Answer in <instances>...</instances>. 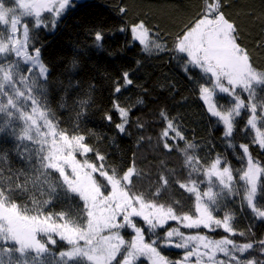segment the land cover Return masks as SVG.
Listing matches in <instances>:
<instances>
[{
    "label": "snow or ice",
    "instance_id": "1",
    "mask_svg": "<svg viewBox=\"0 0 264 264\" xmlns=\"http://www.w3.org/2000/svg\"><path fill=\"white\" fill-rule=\"evenodd\" d=\"M70 3L0 0V114L5 117L0 121V134L5 143H12L11 149H0V264H138L142 257L149 264H264V260L246 255L258 246L259 255L264 256V240L258 245L239 243L230 237H243L245 233L234 229L233 215H214L221 197L242 191L244 204L264 219V207L257 206V199H264V165L253 158L248 143H232L243 112L247 119L240 131H251V143L264 149V98H257V91H264V69L255 66L249 48L242 44L239 21L225 11L231 4L228 0H203L201 12L176 37L175 50L185 54V72L189 65L200 70L204 83L194 81L199 97L210 116L222 125L228 147L241 150L239 159L245 166L233 169L220 155L205 164L191 152L195 147L192 143L186 142L183 149L178 144L170 145L169 140L185 137L175 117L169 118L161 109L159 116L166 125L159 140L168 151L175 147L183 154L186 182L175 177V170H169L168 176L161 175L154 192H143L135 190L133 178L140 173L134 161L122 174L118 167L106 166V156L89 145L85 135L78 134V125L71 132L60 128L47 103L49 69L35 46L26 18H32V27H47L43 14H52L54 28ZM126 11L124 7L119 9L122 14ZM129 30L132 39L143 46L142 51L151 54L163 50L144 20L133 23L130 29H120ZM102 39V32L96 31L97 48L102 47ZM76 64L73 60L72 66ZM122 78L123 85L115 82L116 93L133 83L128 72L122 73ZM241 93H247L246 99ZM218 94H226L227 106L218 104ZM86 103L80 101V106ZM113 109L121 120L115 127L125 133L130 108L114 102ZM83 115L76 112V120ZM104 118L109 122L113 119L109 113ZM93 152L99 163L87 158ZM12 154L22 162L21 167L13 166ZM170 178L194 196L189 212L178 214L177 209L182 207L178 200L159 202ZM238 182L240 188L234 186ZM204 183L208 187L201 192ZM217 187L219 190L214 191ZM57 201L65 202L64 210L48 211ZM170 221L177 226L165 231ZM181 228L209 232L223 229L227 235L211 239L199 231L186 234ZM126 229L134 233L130 239L122 234ZM146 233L154 238L146 240ZM57 238L68 246L58 255L51 250ZM168 247L184 250L183 256L170 260L161 251Z\"/></svg>",
    "mask_w": 264,
    "mask_h": 264
},
{
    "label": "trees",
    "instance_id": "2",
    "mask_svg": "<svg viewBox=\"0 0 264 264\" xmlns=\"http://www.w3.org/2000/svg\"><path fill=\"white\" fill-rule=\"evenodd\" d=\"M228 2L231 7L225 11L239 21L242 44L249 48L255 66L264 69V47L258 46L264 44V0ZM73 3L75 5H70L54 28L48 23L54 18L52 14H43L47 27H32L34 21L26 18L35 37V46L40 48L41 59L49 69L47 103L60 121V128L71 132L73 126L78 125V134L85 135L86 142L106 156V166L118 167L121 174L134 161L140 173L133 178L136 191L154 192L161 183V175L168 176L169 170H175V177L186 182L183 154L175 147L168 151L159 140V134L166 125L159 116L161 109L168 113L169 118L175 117V123L185 137L180 141L169 140L170 145L178 144L183 149L186 142L192 143L195 147L191 152L205 164L220 155L233 169L245 166L239 159L241 150L228 147L222 135V125L210 116L199 97L194 81L204 83L200 79V70L189 65V71L185 72V54L175 50L176 37L201 12L203 0H74ZM121 7L127 9L126 13L119 12ZM139 20L145 21L152 38L164 46L163 50L148 54L142 51L143 46L139 42L132 39L130 30L120 31L121 27L130 29ZM96 31L103 35L101 48L95 46ZM73 60L77 61L76 67L72 66ZM124 72L129 73L133 83L116 93L115 82L119 80L123 85ZM241 95L246 99L247 93ZM257 98H264V91L258 90ZM216 99L218 104L228 105L226 94H218ZM138 100H143V103H137ZM80 101L87 103L81 107ZM114 102L130 108L125 133H120L115 127L121 120L113 109ZM81 111L84 115L77 121L76 112ZM105 113L112 115L111 122L104 118ZM3 119L5 117L0 114V121ZM246 119L247 114L242 112L232 143H248L253 158L264 165V149L251 143L253 133L240 131ZM140 124L143 127H139ZM11 147V141L5 143L3 134H0V149ZM87 158L99 163L94 152ZM11 159L14 167L22 166L15 154ZM193 179L204 178L193 176ZM234 186L240 188V183ZM207 187V183L201 184V192ZM218 190V187L214 188V191ZM242 195L241 191L221 197L214 215L222 218L226 212L231 213L234 229L237 233H245L243 237L235 235L231 238L239 243L258 245L264 240V219L252 213L242 201ZM194 199L170 178L169 188L162 192L159 202L180 201L179 214L192 210ZM257 206L264 207V199L258 198ZM64 208L65 202L57 201L47 210L59 212ZM200 230L208 233L206 229ZM209 234L218 238L227 235L223 229ZM67 247L66 242L59 240L51 250L58 255L62 248ZM161 251L170 260L180 259L184 252L177 248H162ZM246 255L247 258L264 260V256L259 255L258 246ZM138 264L149 262L141 260Z\"/></svg>",
    "mask_w": 264,
    "mask_h": 264
},
{
    "label": "rangeland",
    "instance_id": "3",
    "mask_svg": "<svg viewBox=\"0 0 264 264\" xmlns=\"http://www.w3.org/2000/svg\"><path fill=\"white\" fill-rule=\"evenodd\" d=\"M73 1L74 0H71V3H70V5L71 6H74L75 4L73 3ZM71 6H69V7H71ZM68 7V8H69ZM67 8V9H68ZM66 9V10H67ZM30 19H32V18H30ZM53 19L54 18H52V20H49V24H52V21H53ZM33 21V20H32ZM56 22L58 23L59 22V20H56ZM77 158L78 159H83V157H81V156H77ZM177 226V224H176V222H172V221H170L169 222V224L165 227V231L167 230V227H176ZM201 229H203V228H201ZM181 230L182 231H184L186 234H195V232L196 231H191V230H189V229H184V228H181ZM207 230V229H206ZM158 231H160V230H158ZM197 231H199L201 234H207L208 236H209V238H211V239H220V238H218V237H216V236H214V235H211V234H209L210 232L207 230V232L208 233H205V232H203V231H201L200 229L199 230H197ZM215 232V231H214ZM122 234H124L125 235V239H130L131 238V235H133L134 233H132L131 232V230L130 229H126V230H123V233ZM160 234L161 235H163V232L161 231L160 232ZM145 238H146V240H149V239H152V238H154V237H150L147 233H146V236H145ZM231 238V237H230ZM58 241H59V239L57 238V243H58ZM168 248H173V249H176V248H174V247H168ZM67 248H62V250H66ZM179 250H181V251H184V250H182V249H179ZM221 257H222V254H219ZM141 260H147L146 258H141ZM140 260V261H141ZM139 261V262H140ZM138 262V263H139Z\"/></svg>",
    "mask_w": 264,
    "mask_h": 264
}]
</instances>
